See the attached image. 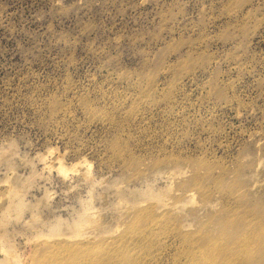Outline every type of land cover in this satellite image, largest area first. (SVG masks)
I'll return each mask as SVG.
<instances>
[{"label":"rangeland","instance_id":"374dc122","mask_svg":"<svg viewBox=\"0 0 264 264\" xmlns=\"http://www.w3.org/2000/svg\"><path fill=\"white\" fill-rule=\"evenodd\" d=\"M0 264H264V0H0Z\"/></svg>","mask_w":264,"mask_h":264}]
</instances>
